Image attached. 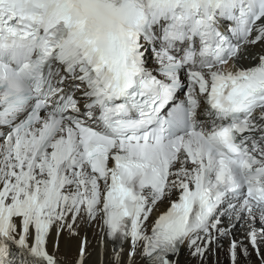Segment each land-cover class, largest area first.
Wrapping results in <instances>:
<instances>
[{
	"label": "snow or ice",
	"instance_id": "snow-or-ice-1",
	"mask_svg": "<svg viewBox=\"0 0 264 264\" xmlns=\"http://www.w3.org/2000/svg\"><path fill=\"white\" fill-rule=\"evenodd\" d=\"M221 252L264 264V0H0V264Z\"/></svg>",
	"mask_w": 264,
	"mask_h": 264
},
{
	"label": "bare ground",
	"instance_id": "bare-ground-1",
	"mask_svg": "<svg viewBox=\"0 0 264 264\" xmlns=\"http://www.w3.org/2000/svg\"><path fill=\"white\" fill-rule=\"evenodd\" d=\"M88 238L90 241H92L93 246L99 240V236L95 234L94 230H88ZM72 251L73 252L75 251V241L72 242ZM224 257H225V253L221 252L219 255L220 264H228V262H225ZM182 259H187V257H183Z\"/></svg>",
	"mask_w": 264,
	"mask_h": 264
},
{
	"label": "rangeland",
	"instance_id": "rangeland-1",
	"mask_svg": "<svg viewBox=\"0 0 264 264\" xmlns=\"http://www.w3.org/2000/svg\"><path fill=\"white\" fill-rule=\"evenodd\" d=\"M224 260H225V262H227V257H226V254H225Z\"/></svg>",
	"mask_w": 264,
	"mask_h": 264
}]
</instances>
